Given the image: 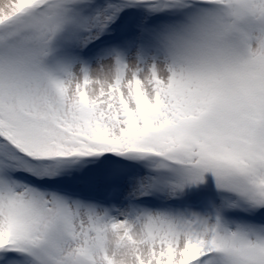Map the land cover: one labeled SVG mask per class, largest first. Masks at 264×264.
<instances>
[{
    "label": "snow or ice",
    "instance_id": "1",
    "mask_svg": "<svg viewBox=\"0 0 264 264\" xmlns=\"http://www.w3.org/2000/svg\"><path fill=\"white\" fill-rule=\"evenodd\" d=\"M0 264H264V0H0Z\"/></svg>",
    "mask_w": 264,
    "mask_h": 264
}]
</instances>
